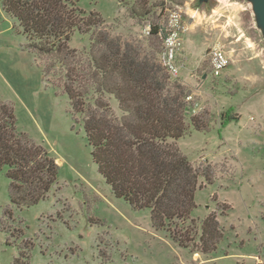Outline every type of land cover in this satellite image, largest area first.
Masks as SVG:
<instances>
[{
	"label": "rangeland",
	"instance_id": "1",
	"mask_svg": "<svg viewBox=\"0 0 264 264\" xmlns=\"http://www.w3.org/2000/svg\"><path fill=\"white\" fill-rule=\"evenodd\" d=\"M78 7L101 21L87 34L74 33L69 46L80 58L105 31L159 63L163 44L151 26H165L171 13L182 12L189 30L179 76H169L188 95V133L177 146L200 177L191 220L172 229L187 230L195 247H181L167 229L154 228L149 210L113 194L59 72L48 68L44 75L50 57L28 48L0 0V100L14 109L18 130L59 167L47 198L22 208L11 202L9 169L0 171V264H264V27L254 1L81 0ZM215 47L231 59L218 77L211 72ZM110 103L119 112L116 100ZM193 117L205 131L194 128ZM210 214L219 235L212 251L198 252Z\"/></svg>",
	"mask_w": 264,
	"mask_h": 264
},
{
	"label": "trees",
	"instance_id": "2",
	"mask_svg": "<svg viewBox=\"0 0 264 264\" xmlns=\"http://www.w3.org/2000/svg\"><path fill=\"white\" fill-rule=\"evenodd\" d=\"M81 0H1L18 21L28 48L50 57L63 81L73 115H81L92 157L113 194L135 210H149L157 230L167 229L176 243L194 248L187 230L174 226L191 220L200 174L177 142L188 133L187 94L170 82L154 54L98 32L85 59L69 46L75 32L99 28V15L78 7ZM135 15L137 12L133 10ZM163 44L164 26H151ZM118 104L116 112L110 100ZM227 116L224 126L231 121ZM191 123L205 131L200 118ZM9 169L11 202L37 205L57 184L59 167L48 151L17 128L14 109L0 100V171ZM193 222V220H192ZM201 246L213 250L219 235L216 214L203 223ZM198 247V246H197ZM194 251V250H192Z\"/></svg>",
	"mask_w": 264,
	"mask_h": 264
},
{
	"label": "built area",
	"instance_id": "3",
	"mask_svg": "<svg viewBox=\"0 0 264 264\" xmlns=\"http://www.w3.org/2000/svg\"><path fill=\"white\" fill-rule=\"evenodd\" d=\"M189 30L185 24L182 12H173L167 25L164 26L165 38L163 40L160 63L168 74L176 78L179 76V56L183 50V38ZM211 72L213 76H221L231 64V59L221 47H215L211 51Z\"/></svg>",
	"mask_w": 264,
	"mask_h": 264
},
{
	"label": "water",
	"instance_id": "4",
	"mask_svg": "<svg viewBox=\"0 0 264 264\" xmlns=\"http://www.w3.org/2000/svg\"><path fill=\"white\" fill-rule=\"evenodd\" d=\"M257 14L260 16V21L264 27V0H253Z\"/></svg>",
	"mask_w": 264,
	"mask_h": 264
}]
</instances>
